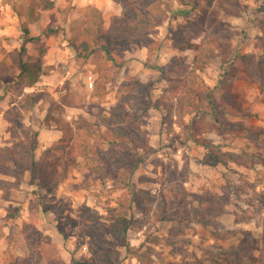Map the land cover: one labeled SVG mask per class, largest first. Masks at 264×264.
Returning a JSON list of instances; mask_svg holds the SVG:
<instances>
[{"label":"rangeland","instance_id":"rangeland-1","mask_svg":"<svg viewBox=\"0 0 264 264\" xmlns=\"http://www.w3.org/2000/svg\"><path fill=\"white\" fill-rule=\"evenodd\" d=\"M51 10H41V18L30 24L33 36H40L45 44L43 74L34 87L12 84L19 73V65L10 53L24 43L21 19L12 4L0 0V147H9L14 138L8 120L12 108H19L25 94L40 93L39 102L24 112L23 120L39 132L37 153L41 155L58 142L60 126L72 129L73 141L81 143L94 138L95 123L116 102L117 89L128 78L153 80L156 103H170L172 94L166 90L169 82L161 76V67L173 56L192 64L193 50L179 51L171 46V31L187 20L197 18L199 10L192 0H170L172 10L159 27L164 46L151 57L146 47L133 45L121 53V65L109 71L113 79L103 85L97 65L84 60L70 47L71 24L85 11L88 0H55ZM104 1V17L108 28L114 16L120 15L124 5L115 0ZM240 12L231 16L221 12L235 31L233 52L226 62L214 60L204 72L203 79L215 86L227 71L235 73L230 79L234 96L242 103L243 114L234 112L228 104V118L240 122L233 131L218 133L207 130L198 118L186 115L182 123L166 110L152 108L145 124L150 143L156 149L145 154L134 182L161 195L160 191L174 186L183 188V206L173 204L185 221H161L155 214L156 205L146 212L132 210L133 226L129 231L130 247L118 246L122 264H217L219 249L238 250L257 256V250H246L247 237L264 234V91L248 75L244 57H257L263 50L259 19L264 18V0H227ZM110 21V22H109ZM53 27L51 36L43 31ZM27 60L38 55L36 46L27 43ZM168 75L185 76L186 72ZM92 82L91 83L89 82ZM103 86L105 90H103ZM98 90V93H97ZM222 90L215 94L219 97ZM167 115V116H166ZM166 119L164 120V118ZM61 121V122H59ZM197 139H210L219 149L230 154L227 164L215 167L199 161L207 148ZM65 154H51L58 170L65 172L63 182L50 195H41L37 180L29 172L7 199L0 190V262L2 264H35L42 243H54L66 263L73 258H92L88 252V238L82 237L81 207L86 205L98 214L100 221L110 226L113 209L118 207L121 191L113 188V178L95 179L84 165ZM185 176H187L186 179ZM209 205V207L207 206ZM208 208L205 209L204 207ZM211 206V207H210ZM250 235V236H249ZM38 264H46L40 261ZM250 264H258L251 261Z\"/></svg>","mask_w":264,"mask_h":264},{"label":"trees","instance_id":"trees-1","mask_svg":"<svg viewBox=\"0 0 264 264\" xmlns=\"http://www.w3.org/2000/svg\"><path fill=\"white\" fill-rule=\"evenodd\" d=\"M12 4L17 16L21 19L24 43L10 53L13 61L19 65V73L12 79V84L34 87L43 74V56L45 44L40 36H33L30 24L41 18V10H51L55 0H3ZM124 5L120 15L114 16L108 28L104 26L102 10L95 6H86L80 16L71 26L72 37L69 45L76 54L84 60L91 58L100 71L103 85L112 80L109 71L120 66L121 53L127 48L137 45L146 47L148 56L164 46L160 37L159 27L162 26L172 10L170 0H115ZM193 6L199 10L197 18L179 24L171 31V46L179 51L193 50L196 58L192 64L184 63L180 57L173 56L171 62L161 67V76L168 80L166 90L172 94L169 103H156L154 100L153 80L128 78L117 89L116 102L108 114L95 123L98 127L94 138H85L81 143L73 141L72 129L65 123L60 126L62 135L57 143L49 147L43 154L38 155L39 132L24 120V112L29 111L39 102L40 93L25 94L19 108H12L8 120L14 142L9 147H0V190L3 198L7 199L13 188H18L29 172L37 180L41 195L53 193L63 182L65 172L58 170L56 159L51 154H69L72 162L83 159L84 165L95 179L104 181L113 178L112 186L121 191L118 207L113 209V221L106 226L100 221L97 213L86 205L81 207L80 228L82 237L88 238V252L92 258H73L66 263L58 253L54 243H42L38 256L34 261L38 264H122L119 258L118 246L130 247L129 231L133 226L132 210L146 212L156 205L155 214L161 221H185L181 211H175L173 204L183 206L186 201L183 188L174 186L160 191L161 195L152 193L146 188H138L134 177L142 163L143 156L153 153L156 149L150 143L145 124L150 116V110L157 108L166 110V114L176 117L182 123L186 115L198 118L209 131L223 133L233 131L240 122L228 118L230 108L242 115V103L234 96L230 79L236 75L232 71L224 73L223 78L215 86L207 83L201 73L214 61L226 62L233 52L235 31L232 24L224 20L221 12L231 16H240L228 5L227 0H192ZM259 27L264 34V18L259 19ZM43 33L51 36L57 33L53 27L46 28ZM27 43L36 46L39 56L27 60ZM263 52L257 57H244L248 75L257 82L264 91V35L261 37ZM186 72L185 76L168 75ZM103 90L105 87L103 86ZM220 89L219 97L215 92ZM98 93V90H97ZM99 94V93H98ZM166 115V116H167ZM166 117L164 118V120ZM61 122V121H59ZM197 143L207 148V152L199 161L203 165L215 167L227 164L230 154L219 149L210 139H197ZM264 157V152L261 153ZM185 176L184 179H186ZM209 207V205H207ZM204 208L207 209L208 207ZM211 207V206H210ZM250 236V235H249ZM246 250H257L253 256L238 250L229 252L219 249L215 254L217 264H250L256 261L264 264V234L259 237H247L243 244ZM0 264H2L0 262Z\"/></svg>","mask_w":264,"mask_h":264},{"label":"crops","instance_id":"crops-1","mask_svg":"<svg viewBox=\"0 0 264 264\" xmlns=\"http://www.w3.org/2000/svg\"><path fill=\"white\" fill-rule=\"evenodd\" d=\"M88 4L94 5L95 7L100 8L101 10L104 8V1L101 2V0H88ZM104 12H103V19H104V25L107 24V19L104 17ZM110 22V21H109Z\"/></svg>","mask_w":264,"mask_h":264},{"label":"built area","instance_id":"built-area-1","mask_svg":"<svg viewBox=\"0 0 264 264\" xmlns=\"http://www.w3.org/2000/svg\"><path fill=\"white\" fill-rule=\"evenodd\" d=\"M90 83H91V85H92V82L91 81H89Z\"/></svg>","mask_w":264,"mask_h":264}]
</instances>
